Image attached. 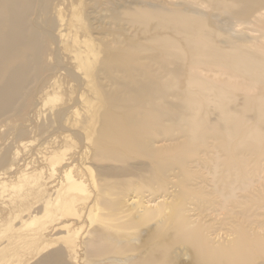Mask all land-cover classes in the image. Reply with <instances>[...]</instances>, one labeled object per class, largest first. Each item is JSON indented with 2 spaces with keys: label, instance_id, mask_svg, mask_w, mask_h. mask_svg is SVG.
Segmentation results:
<instances>
[{
  "label": "bare ground",
  "instance_id": "6f19581e",
  "mask_svg": "<svg viewBox=\"0 0 264 264\" xmlns=\"http://www.w3.org/2000/svg\"><path fill=\"white\" fill-rule=\"evenodd\" d=\"M69 1L66 14L63 7L53 5V0H0V116L15 110L36 79L33 72L44 60L57 56L60 59L61 51L67 52L77 62V69L70 70L69 75L78 85L96 86L107 104L103 111L96 112L95 101L89 100L87 107H93L83 120H87L89 114L94 122L90 120L79 132L88 143L79 159L90 163L84 162L83 168L95 189V197L91 199L87 178L84 179L82 172V175L70 176L73 160H70V168L65 161L71 148L70 135H64L45 151L49 171L58 172L59 181L49 186L45 177H36L30 181L31 186L18 189L10 196L11 201L18 205L17 209L19 205L24 206L20 211L35 212L36 219L37 213L43 210V215L53 217L54 221L84 217L91 224L97 222L99 226L92 234L88 231L86 241V253L92 258L91 252H103L105 242L116 239L108 234L110 231L98 227L106 225L114 229L112 222L121 218L117 217V211L130 191H136L134 197L143 198L149 193L148 196H152L145 202L139 198L141 202L135 209L144 208L145 215L172 214L176 230L183 240L193 242L196 260L201 264H254L257 254H264V213H259L264 205L247 210L242 206L255 198L264 199V160L257 165L260 172L249 177L243 171L246 160L241 153L264 152V0H184L187 8L183 9H168L159 0ZM102 4L120 17L119 29L128 31L127 27L133 23L142 27H135L134 34L146 29L149 35L143 40L124 41L118 38L120 34L115 36L103 31L106 25L99 22ZM231 17L236 22L251 25L252 30L244 36L232 37L225 31V19ZM151 26L159 31L152 33ZM94 33L104 37L94 36ZM45 37L50 41L44 42ZM100 52L104 54V74L117 88L113 93L95 82L94 75L89 80L93 60H97ZM147 56L163 69L162 75H155L154 68L141 62ZM79 70L82 73H77ZM117 73L124 77L119 79ZM169 74L176 78L185 75L183 86L164 91L163 78ZM60 88L54 79L40 90L43 105L50 104V113L59 121L68 113L79 112L78 105L84 95L83 91L79 92L74 100L77 105L67 107V103L56 108L55 101L62 96ZM119 89L122 90L119 92ZM237 89L244 93L241 96L234 93ZM170 96L178 98L179 103H170L162 109V104L155 102L159 100L164 104ZM209 139L222 141V154L208 161L213 193L224 204L231 200L237 205L235 208H242L244 211L240 210L239 215H244L248 223L246 227L236 222L235 229L227 230L225 241L211 235L216 232L215 227L192 216L195 207L186 201L190 187L174 183L175 170H167L172 158L179 157L192 164L193 144ZM172 170L174 175L170 179L168 173ZM34 174L37 175L36 170L30 175ZM256 180L260 190L251 189ZM239 191L248 194L238 196ZM3 192L2 189L0 193ZM152 203L155 207L150 205ZM50 206L53 207L51 215L47 214ZM228 211L237 213L233 209ZM139 214L142 217V213ZM122 226L117 224L115 228ZM83 227L84 224L75 227L72 223H62L58 228L65 232L60 237L61 242H49L45 238L57 228L50 230L42 224L30 234L31 253L40 255L35 264L59 262L65 255L64 249L76 246L72 240L78 238ZM91 247L94 250L90 252ZM156 253L143 257L141 252L139 258L130 263L109 261L112 264H160L157 259L152 260Z\"/></svg>",
  "mask_w": 264,
  "mask_h": 264
},
{
  "label": "rangeland",
  "instance_id": "374dc122",
  "mask_svg": "<svg viewBox=\"0 0 264 264\" xmlns=\"http://www.w3.org/2000/svg\"><path fill=\"white\" fill-rule=\"evenodd\" d=\"M159 1L165 3L168 9L187 8V6L183 3L184 0ZM54 3L59 7H63V10L67 14V8L71 3L69 0H53V5ZM99 11V22L100 24L106 25V28H104L103 31H108V33L110 32L115 34V36L120 34L121 36L118 38H121L124 41L143 40L145 36L149 35L150 31L146 29L145 32L141 31L134 34L135 27H142L133 23H131L133 26L129 25L127 27L128 31L119 29L121 27L117 26V24L121 21L120 17L116 16L106 4H102ZM52 14L54 15L53 8ZM85 22L87 23V20ZM225 22L227 23L225 31L232 37L244 36L248 33V31L252 30L251 25L236 22V20L234 18L232 19V17L226 18ZM153 27L154 26H151L149 28V30L152 29V33L159 31L158 28L153 29ZM94 36L104 37V35L100 33H94ZM47 40L50 41L49 38L47 39V37H45L44 42ZM59 57L60 59H58L57 56L54 59L49 58V60H44L33 72V77L36 79L30 86L29 90H27L19 100L15 110L11 113L0 116V191L2 189L4 190L3 193H0V264H35L40 255H35L33 252L31 253L32 241L30 239V234L39 229V227L44 223L50 230L51 228H57V230L51 231L47 238H45L46 241L49 242L57 240L58 242H61L60 237L64 235L65 232L60 231L58 228L62 223H72L75 227L84 224L78 238L72 240V243H75L76 246L72 247V245H70L68 250L63 248V252L65 251V255H63L64 257H62L59 262L54 264H112L109 261L112 259L124 260V263H130L132 261H136L141 252L143 257H148L151 252L156 253L154 251V246L156 247L155 249H157V253L154 254L155 258L152 260L157 259L156 261L160 264H163L164 262L167 264L166 262L169 260L171 261H169L168 264L200 263L199 260H196L197 256L195 255L196 252L193 242L183 240L181 234L176 230L175 218L172 214L169 213L168 215H163L149 213L145 215L146 212H144V208L139 207L136 208L137 210L135 209L137 204L139 205L138 202L140 199L145 202L152 196H148L149 193H146L145 195L147 196L144 198L141 195L134 197L136 191H130L128 193L130 196H127L122 202L124 203V205L122 204L123 206L120 208L122 211L120 209V211H117V217L119 218L121 216L123 219L119 218L118 221L117 217L114 216L118 221L117 224H120L121 226L123 225L122 228H115V225H117L115 224L117 222L115 220V222H112V224L114 223V229L111 228L113 229L112 231L111 229H108L106 225L98 227L100 229L104 228L105 231H110L111 233L108 234H110V236L112 234V236L116 239H113L114 242L113 240H111L112 242L110 240L106 241L104 246L102 245L104 247L103 252H91L94 250V248L91 247L90 252L93 255H91L92 258H89L90 254L86 253L88 250L86 247V241L90 235L89 233L91 232L92 234L95 231V228L99 226L97 222L91 224V221L84 217H81L80 219H71V221L70 219L54 221L53 217L47 218L44 216L43 210L37 213V216L39 217L36 219L34 217L35 212L29 211L25 208V211H20V209L24 206L19 205L20 209H17L16 206L18 205H15V203L11 201L10 196L14 195L18 189L22 190L23 188L31 186L29 185L30 181L36 177H40V179L45 177L49 186L53 183L56 184L55 182L59 181L57 178L59 173H51L49 171L47 159L48 155L45 154V151L47 148L54 145L55 140L61 139L64 135H70L69 141L71 148L67 152L65 160L67 162V168L69 165L70 168L73 164L70 176L79 175L81 174L80 172H82L83 175H81L85 177L84 179L87 178L85 181H87L89 190L91 191V199L95 197V189L89 180L88 173L85 172L86 170L83 168L85 167L84 162L87 161L79 159L80 152L84 146L88 145V143L81 138L79 132L90 120L94 122V118L89 114L88 119L83 120L85 113L93 107H87L89 100L92 99L95 101L94 106L97 107L96 112H99L100 110L103 111L107 107V104L105 103V97L103 96L102 91H97L96 86L94 88L93 86L87 87L84 83L78 85V83L69 75L70 70L77 69V62L73 61L74 59H72L67 52L64 53V51H61ZM96 57L97 60H93V72L90 77L91 79H89V77L86 79L92 80V75H94V78L96 79L95 82L103 84L107 91L110 90L112 93L115 92V90H117L116 86H113L104 74V64L102 63L104 54L100 52L96 55ZM141 62L144 65L154 68L155 75L159 76V74L162 75L164 73L163 69L158 68L157 62L155 60H151L148 56ZM80 70L77 73L83 72V70H81L82 72H80ZM117 77L122 79L124 76L122 73H117ZM54 79H57L58 83L61 85L59 92L62 94L61 98L55 101L56 108L64 106L67 103V107L72 106L71 104L74 105V100L78 98L79 92H84V95L81 97V102L78 105L79 112L76 114L68 113V115L61 121L55 119L54 115L50 113V104L45 106L43 105V95L40 92L41 88L46 87L48 83ZM163 79L164 81L162 82L161 87L164 91H172V89L183 86L186 81V76L183 75L180 78H176L175 76L169 74ZM81 85L83 86L81 87ZM121 90L122 89H119L118 91L120 92ZM234 93L241 96L244 91L237 89ZM155 102L160 105L162 104L161 108L163 109L170 103H179V99L170 96L164 104L159 100H155ZM167 126L173 127L174 125L167 123ZM221 142V140L209 139L205 143H194L193 148L195 152L190 157L192 164L189 162L185 163V161L179 157L172 158L170 159L167 170H175L176 173L174 178L175 181L173 180L174 183L190 187L186 201L191 203L192 208L195 207L194 211H192V216L195 215V217L201 222L206 221L211 228L215 227L216 232H211V235L213 237L217 235L216 237L217 239L219 238L218 240L225 241L227 237V230L232 228L235 229L234 226L236 222L244 223V225L248 227V223L245 222V216L239 215V211L241 210V212H243V209L247 210L251 207L255 208V206L258 207V205H264V199L258 200L255 198V200L245 203V206H242L243 209H237L234 207L237 205H235V203H231V200L224 204L222 199L218 197L217 194L215 195L213 193V188L211 187L210 182L211 175L208 174L210 167L208 161L211 157L217 154H222ZM241 154L244 155L243 158L246 160V164L243 166V171L247 172V176L255 177L260 172L257 165L264 160V152L253 153L251 151H247ZM70 160H73V163ZM87 163L90 164L89 162ZM57 168L59 169V167ZM34 170H36L37 175H30L34 172ZM24 173H27L28 175L23 176ZM169 173L168 175L171 176L170 179L173 178V170ZM158 175L161 176L160 172ZM192 179L195 180L192 181ZM251 189L260 190V185L257 180ZM239 192H237L238 196L248 194L246 191ZM31 200L32 198L28 201L31 202ZM167 201H170V199ZM175 202L177 201L175 200ZM150 205L154 206V203ZM229 209H233L237 213H229ZM34 210L37 209L34 208ZM47 210L49 211L47 214H50L53 207L50 206ZM132 210L134 212H130ZM254 211L257 212L258 210ZM98 212H101V210ZM137 212L142 213V217L140 214L138 215ZM262 212L264 213V210H261L259 213ZM143 215L145 216L143 217ZM104 226H106V228ZM129 227L132 228L129 229ZM219 227L220 230H218ZM250 228L251 226L249 229ZM125 233L127 237H125L126 235L121 237ZM129 235L133 236L129 237ZM152 248L153 251L151 250ZM148 250L150 252H148ZM144 252L147 253V256ZM256 259L257 260H255L254 264H264V254L261 256H258L257 254ZM96 260L97 262H94Z\"/></svg>",
  "mask_w": 264,
  "mask_h": 264
}]
</instances>
